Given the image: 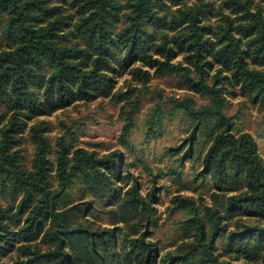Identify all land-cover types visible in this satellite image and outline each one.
<instances>
[{
  "label": "trees",
  "instance_id": "obj_1",
  "mask_svg": "<svg viewBox=\"0 0 264 264\" xmlns=\"http://www.w3.org/2000/svg\"><path fill=\"white\" fill-rule=\"evenodd\" d=\"M125 70L143 84L182 70L186 87L210 98L176 104L194 123L164 155L179 175L204 149L198 174L215 202L173 196L188 214L177 222L182 243L167 250L154 238L156 175L144 192L121 150L71 149L62 135L54 151L48 126H29L79 101L129 100L134 88H117ZM228 85L264 100V0H0V185L14 194L0 206V264H264V158L225 111ZM27 127L31 167L17 147ZM75 182L117 206L126 230L74 223L95 209L94 197L58 205Z\"/></svg>",
  "mask_w": 264,
  "mask_h": 264
},
{
  "label": "rangeland",
  "instance_id": "obj_2",
  "mask_svg": "<svg viewBox=\"0 0 264 264\" xmlns=\"http://www.w3.org/2000/svg\"><path fill=\"white\" fill-rule=\"evenodd\" d=\"M181 57L178 56L179 60ZM129 86L134 88L129 100L106 97L79 101L51 115L35 117L29 121V126L47 125L46 134L52 141L54 151L57 148L56 141L62 135L71 149L82 146L99 155L121 150L123 163H128L131 171L138 176L144 192L149 190L156 175L160 190L156 201L158 225L153 227L154 238L159 240L163 250H167L182 243L181 233L176 229L177 222L188 214L187 207L173 210V196H193L201 207L215 202L209 177L198 174L202 169L204 149L201 154L196 153L194 159L186 161L179 175L171 172V167L177 164L175 157L164 155L167 146L184 142L194 123L186 109L176 104L190 103L193 108L199 109L207 105L210 98L188 89L182 70L174 73L153 71L146 84L132 80L125 70L118 75L117 88L123 91ZM233 88L235 92L231 91L229 85L227 87L225 111L234 116L236 131L247 130L254 134L264 158V100L255 101L250 95L241 93L239 87ZM208 133L209 123L206 122L199 142L202 146L205 141L207 144L209 142ZM17 147L20 148L23 166L31 167L35 145L29 127L20 136ZM52 158L55 159V152ZM126 181L124 179L122 184ZM9 191L0 185V206L14 201V194L11 195ZM92 197L95 198L94 211L88 215L73 214L74 223L83 222L92 227L118 225L119 231L126 230L125 222L121 220L122 212L114 211L117 206L86 191L80 182L68 188L58 205L64 207ZM236 262L247 264L242 258Z\"/></svg>",
  "mask_w": 264,
  "mask_h": 264
}]
</instances>
